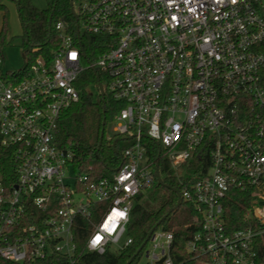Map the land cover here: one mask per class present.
<instances>
[{
  "label": "built area",
  "instance_id": "2783aa9c",
  "mask_svg": "<svg viewBox=\"0 0 264 264\" xmlns=\"http://www.w3.org/2000/svg\"><path fill=\"white\" fill-rule=\"evenodd\" d=\"M72 9L75 21L54 23L50 58L37 57L21 79L0 75V147L11 148L17 163L11 190L0 173V260L61 253L66 264H79L78 217L92 225L85 251L129 247L132 207L155 186L162 159L163 182L174 179L181 202L199 216L188 257L264 264V0H71ZM92 50L99 51L91 59ZM88 68L103 71L104 91L123 105L107 137L122 138L121 163L99 178L56 143L58 121L80 99L76 82ZM205 153L209 168L196 174ZM235 189L250 199L245 225L229 232L224 200ZM101 203L106 208H94ZM113 212L125 216L108 231ZM175 246L174 232L158 226L136 255L143 264H182Z\"/></svg>",
  "mask_w": 264,
  "mask_h": 264
},
{
  "label": "trees",
  "instance_id": "16d2710c",
  "mask_svg": "<svg viewBox=\"0 0 264 264\" xmlns=\"http://www.w3.org/2000/svg\"><path fill=\"white\" fill-rule=\"evenodd\" d=\"M0 0V10H3V22L0 31L1 51L8 40L9 33V10L6 4ZM17 5L19 18L23 26L22 48L26 58L25 66L18 71H9L6 74L14 79L23 78L31 63L40 55L52 56V51L56 47V32L54 23L57 20L66 19L75 21L71 10V0H52L47 8L40 9L33 3V0H12ZM95 36L91 40L95 41ZM96 42V41H95ZM99 50L88 55L94 58ZM106 86V76L100 69H86L76 82V87L80 92V99L67 108L58 121L56 133V143L61 147H67L74 152L75 162L84 171H90L92 167L93 178L110 176L112 170L121 163L120 151L122 138H118L114 145V137L108 140L106 130L118 111L122 108L120 102L115 101L107 89L102 93L99 83ZM105 130L101 141L102 130ZM157 147V145H155ZM153 153L152 156H156ZM205 162L201 168L192 170L196 174L203 175L207 172L210 164L209 154L202 155ZM205 156V157H204ZM199 162V156L193 160ZM17 163L11 148L0 147V173L4 185L11 190L17 181ZM168 171V164L161 159L159 173L163 176ZM166 185L159 181L148 193L140 194L132 207L130 222L127 233L132 236L134 242L129 247L120 252L108 251L104 254L87 252L84 250L86 241L92 229L88 220L81 217L76 219L74 228V241L77 252L81 254L79 264H126L134 257L138 249L146 240L149 232L154 227H163L171 230L175 234L174 252L176 263L196 264L195 260L188 257L184 252L186 241L196 230L195 220L199 217L191 203L179 201V193L175 192L168 185L177 187L179 185L172 178H165ZM250 192L243 190H231L224 200L225 220L229 232H232L245 225V206L248 205ZM107 204L101 203L94 206L98 210L106 208ZM35 213L39 217H44L47 213L35 208ZM96 220V215L93 216ZM32 219L27 223H32ZM67 256L61 253L51 255L45 261L15 263L7 260H0L1 264H66ZM130 264H143L141 254L136 255Z\"/></svg>",
  "mask_w": 264,
  "mask_h": 264
},
{
  "label": "rangeland",
  "instance_id": "374dc122",
  "mask_svg": "<svg viewBox=\"0 0 264 264\" xmlns=\"http://www.w3.org/2000/svg\"><path fill=\"white\" fill-rule=\"evenodd\" d=\"M51 1L52 0H33V3L38 8L44 9L48 7ZM3 2L6 4L9 10V33L8 40L6 41V44L0 53V58L3 59V63L0 66V75L1 73L6 74L9 71H18L26 64V58L22 48L23 26L19 18L17 5L12 0H4ZM3 13L4 11L0 10V29L3 22ZM113 126L114 124L112 122L108 124L106 137L115 134L113 131ZM151 190L152 189L147 190L146 193H149ZM145 260L146 258L144 256L143 261Z\"/></svg>",
  "mask_w": 264,
  "mask_h": 264
},
{
  "label": "water",
  "instance_id": "95a60500",
  "mask_svg": "<svg viewBox=\"0 0 264 264\" xmlns=\"http://www.w3.org/2000/svg\"><path fill=\"white\" fill-rule=\"evenodd\" d=\"M72 12L74 13L73 9H72ZM99 86H100V90L102 91V93H104L105 91H104V87H103L102 82L99 83ZM104 134H105V130H104V128H103L102 133H101V141L103 140ZM115 144H116V141H114V145H115ZM157 176H158V181H159V183L162 184V185H166V184L163 182V180H162V178H161L159 172H157ZM168 186H169L171 189H173L175 192H178V189H177V188L172 187V186H170V185H168ZM180 204H181V198H179V201H178V203H177V205H176V208H178V207L180 206ZM155 228H156V227H154V228L149 232V234H148L146 240L144 241V243L142 244V246L140 247V249L138 250V252L141 250V248L143 247V245L147 242V240H148L150 234L152 233V231H153ZM138 252H137V253H138ZM137 253H136V254H137ZM136 254L134 255V257L136 256ZM134 257H133V258H134ZM133 258L130 259L126 264H130V263L132 262Z\"/></svg>",
  "mask_w": 264,
  "mask_h": 264
},
{
  "label": "snow or ice",
  "instance_id": "6c2138e0",
  "mask_svg": "<svg viewBox=\"0 0 264 264\" xmlns=\"http://www.w3.org/2000/svg\"><path fill=\"white\" fill-rule=\"evenodd\" d=\"M115 216L116 218L118 217H122L123 216V213H115ZM115 227V223H114V219L113 217H110L109 218V222L105 224V228L108 230V231H112ZM101 237L97 236L94 240H93V243L96 244V243H99Z\"/></svg>",
  "mask_w": 264,
  "mask_h": 264
},
{
  "label": "clouds",
  "instance_id": "9594fccd",
  "mask_svg": "<svg viewBox=\"0 0 264 264\" xmlns=\"http://www.w3.org/2000/svg\"><path fill=\"white\" fill-rule=\"evenodd\" d=\"M115 213H123V216H125V212H113V214H112V216L111 217H113V219H114V223L116 224V216H115ZM122 216V217H123Z\"/></svg>",
  "mask_w": 264,
  "mask_h": 264
},
{
  "label": "crops",
  "instance_id": "0c3cea01",
  "mask_svg": "<svg viewBox=\"0 0 264 264\" xmlns=\"http://www.w3.org/2000/svg\"><path fill=\"white\" fill-rule=\"evenodd\" d=\"M0 31H1V29H0ZM13 35V34H12Z\"/></svg>",
  "mask_w": 264,
  "mask_h": 264
}]
</instances>
